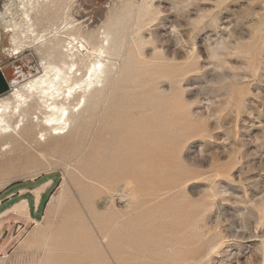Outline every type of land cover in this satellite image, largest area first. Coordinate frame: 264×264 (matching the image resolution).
Returning <instances> with one entry per match:
<instances>
[{"label":"rangeland","instance_id":"obj_1","mask_svg":"<svg viewBox=\"0 0 264 264\" xmlns=\"http://www.w3.org/2000/svg\"><path fill=\"white\" fill-rule=\"evenodd\" d=\"M6 1L0 0V7ZM74 3L72 16L84 32L94 31L96 36L127 9L133 12L140 5L147 13L135 26L131 15L123 19L125 55H131L120 59V77L98 127L93 130L91 125L88 135L80 129L54 142L61 149L78 142L87 148L86 155L70 165L51 158H38L32 164L0 158L4 161L0 164V264H263L264 0ZM52 8L38 20V30L61 23L55 18L61 11L56 14L57 8ZM249 13L254 15L245 17ZM146 19L153 21L149 24ZM0 32V72L9 86L3 94L12 81L24 82L40 73L42 55L29 47L11 56L4 50L9 38L3 28ZM141 57L150 60L141 62ZM184 58L193 65L189 67ZM151 61L157 68L147 64ZM174 62L187 66L180 68L182 74ZM171 64L180 75H174ZM151 72L157 74L154 79ZM171 103L172 111L166 108V112L164 107ZM178 104L186 107L180 110ZM80 137L87 138L89 145ZM88 160L86 178L77 167ZM99 179L104 185L98 184ZM123 185L135 189L130 187L136 194L129 203L115 197V190ZM25 200L28 212L14 208ZM61 206L66 213L59 215Z\"/></svg>","mask_w":264,"mask_h":264},{"label":"bare ground","instance_id":"obj_2","mask_svg":"<svg viewBox=\"0 0 264 264\" xmlns=\"http://www.w3.org/2000/svg\"><path fill=\"white\" fill-rule=\"evenodd\" d=\"M7 1H9V2L6 4L4 3L3 8L0 10V28L1 29L3 28V32H4L5 36L7 35L9 38V41H10L9 47L4 49V50H7V52H9V54L11 56H19L20 54H22L26 50V48L34 47L36 50H38L41 53L42 57H41V64H40V67H41L40 73L30 77L29 79H27L24 82H16V80L12 81L13 85L11 86V89L6 93L0 94V158H6L8 163H19V164H27V163L32 164L38 158L39 159L51 158V159L56 160V161L61 160L66 165L67 164L70 165V163H72V161L78 159L80 155L84 154L83 151H84V149H87V148H82L81 146H84V145H81L80 143L74 141L75 143H73L71 146H67V149H61V148H58L56 146V143H54V142H56V140H58L60 138L69 137L75 131H77V130L80 131V129H82L84 131L86 130V133H87V131H89V128L91 125L93 127L92 128L93 130L98 127V124L103 117L102 116L103 109H104L106 103L108 102L109 95H110L114 85L116 84V82L118 81V79L120 77L119 76L120 75L119 74L120 66H122L120 64L121 63L120 59L122 57H124L125 52H126L125 45H124V42H125L124 38H126V36H124V35H126V34H124L125 29H126L125 28L126 25H125V23L123 24V21L125 20V18H129L128 16L131 15L132 25L135 26V25H137V22L139 20H141L143 17H145V14L147 13V11L144 8H141V6L139 4H138L139 6L136 7V9L133 12L128 11V9H127V13H120L118 15V17H116V19H114L113 21H110L107 29L105 27L106 30H104L101 34L96 36L94 31L84 32L82 30L83 28H82L81 23L78 22L77 19H75L72 16V14H71L72 8L71 7L73 4H75L74 2L77 0H7ZM147 1H149V0H147ZM148 6H149V4H148ZM52 7L57 8L56 11H58V12L56 13L55 11H53ZM50 8H52L51 10L56 14L60 13L59 11H61V13L58 16H55V18L57 20H61V23L57 24V23L50 22V23H52V25L50 27H48V28L46 27L42 30H38V20H40L41 16H43V15L45 16V14H47L49 12L48 9H50ZM47 10H48V12H47ZM150 12H151V10H150ZM51 13L52 12H50V20H51ZM54 13H52L53 14L52 16H54ZM151 13H149V14H151ZM48 14H47V16H48ZM152 14H154V13H152ZM262 14H260V15H262ZM148 18H150V17H148ZM48 20H49V18H48ZM53 20H51V21H53ZM153 20H149L150 23ZM146 21H148V20L146 19ZM149 21H148V23H149ZM138 31H139V29H138ZM135 34H136V32H135ZM130 35H131V33H130ZM137 35L139 36V34H137ZM141 35H142V33H141ZM129 38H130V36H129ZM141 39H142V37H141ZM138 40H140V39H138ZM143 41L144 40H142L140 43L143 44L142 43ZM137 42H138L139 47H140L139 41H136L135 43H137ZM144 43H146V42H144ZM130 46H131V44H130ZM126 47H127V45H126ZM141 47H142V45H141ZM128 48H130V47H128ZM128 48H127V50H128ZM142 48H141V50H142ZM136 52H138V51H136ZM136 52H133V53H136ZM128 53H126V55H128ZM142 53H144V56L147 55L143 51H142ZM138 54L140 55V53H138ZM142 55H140V56H142ZM127 57L128 56H126V59H127ZM158 57H160V56H158ZM190 57L191 56H189V59H190ZM154 58H155V55H153V59ZM164 58H166V57H164ZM130 59H131V57H130ZM153 59L151 58L152 61H153ZM138 60H140V59L138 58ZM142 60H143V58H142ZM145 60H147V61H145ZM145 60H143L141 62H144V61L149 62L148 60H150V59H149V57H148V59L146 57ZM159 60H160V63L164 61V59L162 60V56H161V59L159 58ZM131 61L132 60L127 61V62H131ZM169 61H170V59H169ZM135 62L139 63V61H134V64H135ZM141 62H140V64H141ZM157 62H159V61H157ZM157 62L154 61V64H156ZM178 62H174V63L178 64ZM185 62H186V59H185ZM189 62H186V63H188V65L189 64L191 65V63H189ZM182 63H184V62H182ZM143 64H142V67H143ZM147 64H149V66L150 65L152 66L153 62L151 64L150 63H147ZM172 65L173 64L169 65L170 68H172L171 70H173V67H174ZM179 65H180V63L178 65H176L179 68V69H177V71L179 70V73L183 70V69L181 70L180 68H182L184 66L187 67L186 65H184L182 67H181L182 64L180 66ZM190 65H189V67H190ZM138 66L140 68L141 65H138ZM147 66L144 65L145 68ZM142 67H141V69L144 68V67L143 68ZM153 67H154V65H153ZM155 67L157 68V66H155ZM185 67H184V69H185ZM146 69H148V68H146ZM151 69H153V68H151ZM158 69H159V67H158ZM193 69H195V68H193ZM193 69L191 67L190 70H193ZM174 71L175 70H173L174 75L175 74L177 76L180 75L179 73H177V72L175 73ZM182 72H181V74H182ZM151 74L153 75L152 72H151ZM151 74H150V76H152ZM154 74L157 75L156 73H154ZM137 75L135 74L134 76H137ZM155 75H153V79H154ZM160 75H161V73H160ZM177 76L175 78L176 80L173 81L174 83L178 82ZM184 76H186V75H184ZM136 78L137 77H135V80L138 79V78L137 79ZM171 78H168V79H170V80L174 79V78L173 79H171ZM133 82H134V80H133ZM133 82H132V85H134L136 83V82H134V84H133ZM138 84H140V82ZM115 88H116V86H115ZM177 99L178 98H176V100ZM180 99H178V100H180ZM172 103L170 105H168L169 104L168 103L167 104L168 107L163 106L165 108V110H166V108H169L172 111V108H171ZM176 103H178V102H175V104ZM175 104H173V105H175ZM134 105H136V104H134ZM138 105H139V103H138ZM160 106H162V105H160ZM175 106H177V105H175ZM182 106H183V108H184V106L186 107V105L182 104L181 106L180 105L178 106V109H180L179 107H182ZM147 108L148 107H146L145 109H147ZM176 109L177 108H175V110ZM148 110H149V108H148ZM167 110H166V112H169ZM138 111L141 112L143 110H141V111L138 110ZM185 111L187 112L188 110L185 109ZM166 112H164V113H166ZM144 113H147V112L143 111V114ZM173 113H174V111L172 112L171 115H174ZM143 114H142V116H143ZM179 114H181V113H179ZM146 115H148V114H146ZM148 116L150 119L151 118L150 114ZM170 117L171 116H169V118ZM166 118H168V117H166ZM77 120H79V121L77 123H75ZM117 126H119V123L117 124ZM121 126L122 125L120 124V127ZM110 128H111V130H113L112 129L113 127H110ZM82 130H81V132H82ZM90 130H91V128H90ZM121 130H119V131H121ZM156 130H158V129H156ZM172 130L173 129H171V131ZM92 133H93V131H92ZM87 135H88V133H87ZM119 135H120V133H119ZM82 136L83 135H81V137ZM109 138H110V136H109ZM81 139H83V138H81ZM85 139L87 140V138H84L83 140H85ZM86 140L83 142H86ZM88 142H90V141H88ZM88 142H86V144ZM78 144H80L81 146H78ZM117 144H118V142H117ZM87 145H89V144H87ZM96 148L98 149V147H96ZM108 148L110 149V147H108ZM94 151H96L95 148H94ZM90 152H92V150ZM92 153H94V152H92ZM84 155H86V153ZM144 155L141 157H144ZM147 155L144 157V159L147 157ZM150 155L151 154H149L148 156L150 157ZM98 158L96 157V160ZM92 159H90V160H92ZM90 160H88L86 163H83V164H85V166L81 165L80 167H77V165H76L77 169H79V174H81L85 177L89 175V167H90L89 164L90 163H88V162ZM123 160H124V158H123ZM101 161H99V162H101ZM83 162H85V160ZM120 162H121V160H120ZM129 162H131V160ZM95 163H96V161H95ZM108 163H110V162H108ZM0 164H4V161L1 159H0ZM91 165L95 166V164H91ZM100 165H102V164H100ZM100 165L98 167H100ZM126 165H128V164H126ZM111 166H113V165H111ZM98 167H96L97 170H98ZM107 167H108V165H107ZM150 168H151L150 170L154 169V168H152V166ZM77 169H74V170L77 171ZM97 170L94 169V171H97ZM145 170H148V169H145ZM105 171H107V170H104V169H103V171L101 170V172H105ZM108 171H110V170H108ZM111 171H110V173H111ZM153 171H155V169ZM156 172H157V170H156ZM156 172L154 173V175L157 174ZM143 174H145V172ZM113 175L115 176L116 172ZM147 175L148 174H145V176H147ZM97 177H100V179H102L101 176H97ZM86 178H88V177H86ZM113 178L114 177H112V179ZM103 179H105V178H103ZM112 179H111V181H112ZM102 180H100L101 183H98V184H100V185L103 184ZM124 180H126V179H124ZM115 181H116V179L114 180V182ZM91 182H92V180H91ZM103 182H105V181H103ZM123 182L125 183V181H123ZM125 184H127V183H125ZM94 185L97 186V184H95V182H94ZM94 185H92V186H94ZM132 186L133 185H131L130 187L133 188ZM97 187H95V189ZM101 187H103V186H100V189L98 187V189L101 190L102 189ZM105 188L108 190L107 192L109 193L110 186L108 188V185H107V186H105ZM105 188H103V189H105ZM133 190H135V189L133 188ZM102 191L104 193H107L104 190H102ZM115 191H117V189ZM99 192H101V191H99ZM110 192H111V190H110ZM157 194H159V192ZM112 195H113V193H112ZM38 200H39V197H38ZM111 200H109V201H111ZM113 201H114V199H113ZM75 206H73V207H75ZM14 208L18 211L28 212L29 204L25 200L21 203L15 204ZM61 208H62V206H61ZM64 208L65 207H63L60 210L59 215H62V213H66ZM68 208H70V207H68ZM72 209H74V208H72ZM110 214H111V212H110ZM71 219H73V218H71ZM102 219H104V217ZM106 219H105V221H106ZM98 220H99V218H98ZM68 221H69V219H68ZM104 223H106V222H104ZM66 224L69 227L72 225V224L67 223V222H66ZM75 224L76 223H74V225ZM81 224H83V223H81ZM77 225L78 224H76V226ZM102 225H103V223H102ZM102 225H100V226L102 227ZM79 226H80V224H79ZM103 227H105V226H103ZM80 229H82V228H80ZM113 229H115V228H113ZM76 230L74 231V233L76 232ZM54 231L57 234L58 228L55 229ZM63 231H65V230H63ZM81 233H82V231H81ZM52 236L53 235H51V237ZM49 237H50V235H49ZM80 237H81V235H80ZM53 238L54 237H52V239ZM74 238H76V237H74ZM104 238H107V237L105 236ZM58 239H56V240L59 242ZM74 243H75V241H74ZM54 244H56V242ZM67 244L70 245L69 243H67ZM140 245H141V243H140ZM51 248H53V247H51ZM57 249H56V251H57ZM63 252H64V250H63ZM69 252H71V249ZM120 254H121V252H120ZM66 259H67V257L65 258V260ZM263 264H264V262H263Z\"/></svg>","mask_w":264,"mask_h":264},{"label":"clouds","instance_id":"obj_3","mask_svg":"<svg viewBox=\"0 0 264 264\" xmlns=\"http://www.w3.org/2000/svg\"><path fill=\"white\" fill-rule=\"evenodd\" d=\"M253 13H249L245 17H248L250 15H254ZM116 196H118L121 200H127L128 203L131 202L133 199H135V196L131 192L130 187L124 186V185H123V189L122 190H120V191L117 190V192L115 193V197Z\"/></svg>","mask_w":264,"mask_h":264},{"label":"water","instance_id":"obj_4","mask_svg":"<svg viewBox=\"0 0 264 264\" xmlns=\"http://www.w3.org/2000/svg\"><path fill=\"white\" fill-rule=\"evenodd\" d=\"M2 55V49H1V32H0V59ZM9 86L4 82L3 78L1 77V72H0V94L6 90H8Z\"/></svg>","mask_w":264,"mask_h":264},{"label":"built area","instance_id":"obj_5","mask_svg":"<svg viewBox=\"0 0 264 264\" xmlns=\"http://www.w3.org/2000/svg\"><path fill=\"white\" fill-rule=\"evenodd\" d=\"M3 6H4V5L2 4V6L0 7V10L3 8Z\"/></svg>","mask_w":264,"mask_h":264},{"label":"crops","instance_id":"obj_6","mask_svg":"<svg viewBox=\"0 0 264 264\" xmlns=\"http://www.w3.org/2000/svg\"><path fill=\"white\" fill-rule=\"evenodd\" d=\"M36 203H37V199H36ZM29 204V203H28ZM39 204V203H38Z\"/></svg>","mask_w":264,"mask_h":264}]
</instances>
